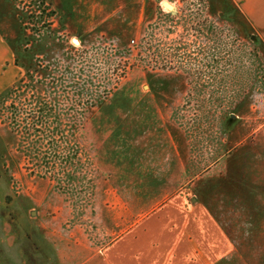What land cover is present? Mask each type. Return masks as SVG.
I'll return each instance as SVG.
<instances>
[{"label": "rangeland", "instance_id": "374dc122", "mask_svg": "<svg viewBox=\"0 0 264 264\" xmlns=\"http://www.w3.org/2000/svg\"><path fill=\"white\" fill-rule=\"evenodd\" d=\"M59 2L0 0V33L14 50L0 82L5 200L64 201L65 210L52 213L66 211L69 224H81L104 245L117 235L106 221L111 195L104 173L113 163L106 157L107 126L91 122L90 110L139 70L189 69L179 119L195 140L196 177L205 174L207 160L217 159L229 131L222 119L239 115L245 146L234 160L243 172L256 170L251 180L257 185L248 186L244 173L235 179L244 197L251 191L243 208L254 216L251 234L235 238L233 259L264 264V45L257 36L242 31L218 0H164L165 11L153 0L155 14L143 20L139 12L125 13L123 0ZM125 19L133 32L119 51L106 32ZM81 32L93 33L94 44H78ZM209 148L214 156L203 155Z\"/></svg>", "mask_w": 264, "mask_h": 264}, {"label": "crops", "instance_id": "0c3cea01", "mask_svg": "<svg viewBox=\"0 0 264 264\" xmlns=\"http://www.w3.org/2000/svg\"><path fill=\"white\" fill-rule=\"evenodd\" d=\"M62 1L77 2L60 0V7ZM151 1L123 0L124 11L139 12L143 20L145 14H155ZM218 1L225 15H234L242 31L256 35L257 44L264 45V0ZM129 22L119 20L106 32L119 51L131 40ZM92 34L79 33L77 43L94 44ZM12 50L0 33V82L3 67L12 63ZM190 72L139 70L91 108V122L97 119L107 126L106 157L113 163L104 173L111 195L106 221L107 230L117 235L101 247L100 236L85 235L81 224H69L66 211L52 213L57 207L65 210L64 201L58 206L51 200L6 201L0 162V264L237 263L235 238L251 234L254 211L244 210L243 200L253 195L250 191L244 197L235 179L244 173L246 184L256 186L251 180L256 170L248 167L243 172L240 161L234 160L245 145L240 116L232 115L222 119L229 131L222 134L217 159L207 160L205 174L196 177L201 170L195 140L179 119L190 92ZM207 154L214 156L210 148L204 150ZM3 158L0 153V161Z\"/></svg>", "mask_w": 264, "mask_h": 264}, {"label": "built area", "instance_id": "2783aa9c", "mask_svg": "<svg viewBox=\"0 0 264 264\" xmlns=\"http://www.w3.org/2000/svg\"><path fill=\"white\" fill-rule=\"evenodd\" d=\"M197 1H200V2H201V1H203V0H197ZM159 6L161 7V9H162L163 11H165V8H164V0H163V1H162V0L160 1V0H159ZM132 43H135V41H132Z\"/></svg>", "mask_w": 264, "mask_h": 264}, {"label": "bare ground", "instance_id": "6f19581e", "mask_svg": "<svg viewBox=\"0 0 264 264\" xmlns=\"http://www.w3.org/2000/svg\"><path fill=\"white\" fill-rule=\"evenodd\" d=\"M168 6H171V5H168Z\"/></svg>", "mask_w": 264, "mask_h": 264}, {"label": "trees", "instance_id": "16d2710c", "mask_svg": "<svg viewBox=\"0 0 264 264\" xmlns=\"http://www.w3.org/2000/svg\"><path fill=\"white\" fill-rule=\"evenodd\" d=\"M102 101V100H101Z\"/></svg>", "mask_w": 264, "mask_h": 264}]
</instances>
